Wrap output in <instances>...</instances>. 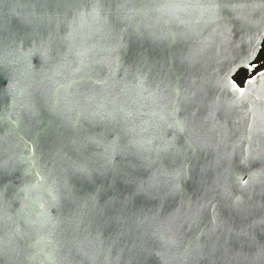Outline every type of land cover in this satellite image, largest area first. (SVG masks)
Segmentation results:
<instances>
[{"label":"water","instance_id":"obj_1","mask_svg":"<svg viewBox=\"0 0 264 264\" xmlns=\"http://www.w3.org/2000/svg\"><path fill=\"white\" fill-rule=\"evenodd\" d=\"M17 2L22 0H0V41L9 31L24 36L18 19L5 18L10 12L5 5ZM207 3L75 0L44 30L43 44L0 43V258L7 251L10 264H129L138 233L86 232L85 224L69 228L68 187L92 186L67 170L55 133L77 122L84 131L102 133L115 113L124 118L132 151L172 141L175 120L187 113L178 102L180 84L163 79L156 64L177 48L194 58L191 70L203 90L204 104L193 110L202 132L198 165L215 181L214 190L190 182L186 198L141 201L144 215L162 218L151 237L160 255L149 262L221 264L232 252L253 246L249 225L255 242L264 241L259 224L264 185L257 178L233 187L225 163L264 144V79L246 83L244 93L231 86L261 52L264 24L258 11L248 9L253 24L242 28L237 21L226 30ZM134 53L151 62L137 64ZM233 203L251 215L226 207Z\"/></svg>","mask_w":264,"mask_h":264},{"label":"snow or ice","instance_id":"obj_2","mask_svg":"<svg viewBox=\"0 0 264 264\" xmlns=\"http://www.w3.org/2000/svg\"><path fill=\"white\" fill-rule=\"evenodd\" d=\"M74 3L75 0H22L6 4L10 12L6 13L5 18L9 15L15 17L25 31L23 37L16 31H9L0 43L8 48L23 44L25 40H39L43 44L44 30L50 27L51 21L61 9L71 8ZM118 7L124 8L127 5ZM206 7L220 18L226 30L237 21L242 28L253 24L254 19L245 11L248 9L253 13L258 11L261 23L264 24V0L259 3L256 0H208ZM25 8L30 10L26 15L15 11ZM125 18L130 19L126 14ZM120 22L118 17L117 25ZM35 51L40 54L39 49ZM134 56L139 65L151 62L149 56L143 53H134ZM193 64L194 58L184 55L180 48L172 51L162 65L159 62L156 64L163 79L174 78L180 84L178 102L187 113L175 120L176 135L163 146L132 151L129 148L132 141L124 118L115 113L111 115L110 123L104 126L102 133L84 131L78 122L55 133L58 150L63 153L62 159L67 170L72 176L92 186L88 191L68 187L65 203L69 228L75 230L85 224L86 232L100 233L115 228L121 234L138 233L141 239L138 240L129 264H150L149 257L160 255L154 251L156 244L151 237L157 234L162 218L158 219L154 214L150 219L144 215L140 206L142 200L186 198L190 182L200 185L202 190H214L215 181L210 183L206 169L198 165V152L203 150L202 132L201 122L193 110H199L204 104V98L203 90L191 70ZM239 72H243L244 76L239 80L234 78L231 86L240 93L246 91L244 83L251 85L258 78L264 79V49L240 69L238 75ZM140 147L143 149V145ZM145 152L149 154L145 155ZM225 163L226 171L235 178L233 187L250 185L257 178L264 185V144L254 153L228 159ZM245 175L248 180L242 178ZM101 178L103 182L98 183ZM226 207L241 216L251 215L250 209L241 207L239 203ZM259 224L264 231V210ZM252 227L249 225L248 235L253 240V246L246 252L243 249L239 253L232 252L231 258L221 264H264V241L255 242L251 234ZM0 264H10L7 251L0 258ZM157 264H160L159 260Z\"/></svg>","mask_w":264,"mask_h":264},{"label":"flooded vegetation","instance_id":"obj_3","mask_svg":"<svg viewBox=\"0 0 264 264\" xmlns=\"http://www.w3.org/2000/svg\"><path fill=\"white\" fill-rule=\"evenodd\" d=\"M262 49H264V43H263V46H262ZM250 74V73H249ZM244 76V73L243 72H239V75L238 73L234 76L235 79L239 80L241 77ZM233 78V79H234ZM246 83L243 84V86L245 85Z\"/></svg>","mask_w":264,"mask_h":264}]
</instances>
